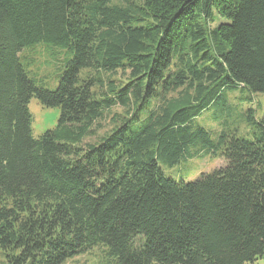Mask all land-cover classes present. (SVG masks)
Returning <instances> with one entry per match:
<instances>
[{
  "label": "trees",
  "instance_id": "1",
  "mask_svg": "<svg viewBox=\"0 0 264 264\" xmlns=\"http://www.w3.org/2000/svg\"><path fill=\"white\" fill-rule=\"evenodd\" d=\"M234 90L264 94V0H0V264L264 258V115L246 137L196 122ZM33 98L61 110L39 137ZM204 152L226 165L161 166Z\"/></svg>",
  "mask_w": 264,
  "mask_h": 264
},
{
  "label": "rangeland",
  "instance_id": "2",
  "mask_svg": "<svg viewBox=\"0 0 264 264\" xmlns=\"http://www.w3.org/2000/svg\"><path fill=\"white\" fill-rule=\"evenodd\" d=\"M36 65L34 72L41 77L51 75L53 73L52 65L42 56H36ZM116 79L123 80L124 74L118 73ZM246 92L234 90L228 93L229 107L213 105L209 110L198 117L197 124L205 127L210 131L212 137L216 139L220 133L228 128L236 130L240 136H247L249 128L244 117L251 108L255 112L256 119L264 115V94H255L253 103L244 100L247 97ZM33 115L32 131L35 137H39L48 130H52L58 124L61 110L59 108H45L35 98L29 105ZM115 112H121L120 108L113 109ZM111 127L110 120L105 122V129ZM226 165V161L222 158H212L208 152L202 153V156L194 158L181 159L178 164L173 167H165L161 165L165 174L173 178L177 182H193L200 178L202 174L211 173ZM106 247L98 246L92 250L69 259L64 264H104L107 261ZM253 264H264V258L259 259Z\"/></svg>",
  "mask_w": 264,
  "mask_h": 264
}]
</instances>
